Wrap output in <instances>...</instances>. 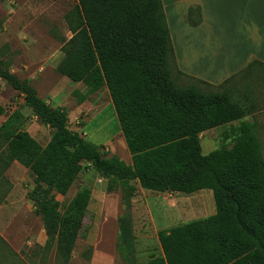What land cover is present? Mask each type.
I'll list each match as a JSON object with an SVG mask.
<instances>
[{"label":"trees","instance_id":"trees-1","mask_svg":"<svg viewBox=\"0 0 264 264\" xmlns=\"http://www.w3.org/2000/svg\"><path fill=\"white\" fill-rule=\"evenodd\" d=\"M64 19L71 35L56 72L82 83L87 93L106 88L131 163L71 130L67 111L40 98L29 79L10 71L0 51V78L52 129L42 146L24 130L27 117L20 111L0 124V184L14 162L28 170L33 187L26 198L41 219L44 248H54L61 264L70 260L91 189H79L65 206L57 195L66 196L80 172L90 167L106 180L108 192L121 194L115 250L122 264H138L131 214L134 183L182 195L208 189L215 206L212 215L159 230L162 255L142 264H264V157L256 124L244 121L254 114L256 100L250 85L242 91L231 85L264 65L253 61L219 85L192 78L208 91L197 84L179 85L178 76L191 77L175 63L162 0H77ZM201 20L200 7H189L184 21L195 27ZM72 95L78 105L86 100L78 90ZM218 127L228 128L223 137L230 143L203 154L201 134ZM90 252L89 247L86 259Z\"/></svg>","mask_w":264,"mask_h":264},{"label":"rangeland","instance_id":"rangeland-1","mask_svg":"<svg viewBox=\"0 0 264 264\" xmlns=\"http://www.w3.org/2000/svg\"><path fill=\"white\" fill-rule=\"evenodd\" d=\"M76 4L77 0H0V51L9 61L10 71L20 79H29L40 98L67 111V126L71 130L93 145L104 146L111 154L130 164L131 156L106 88L87 93L82 83L71 82L56 72L63 57V43L71 35L64 18ZM189 59L191 64L194 62L192 66L197 65L192 56ZM177 80L182 86L197 84L205 91L211 90L192 78L178 76ZM231 85L240 91L247 85L252 87L256 109L244 121L256 124L255 131L264 157V69L255 68L247 79L243 76L235 78ZM74 90L86 95L80 105L72 95ZM0 106L5 108L0 124L13 111H20L27 117L24 130L42 146L49 141L52 129L45 126L24 104L22 97L1 78ZM236 125L237 122L233 127ZM226 129L218 127L201 134L203 154L230 143V138L225 140L223 137ZM3 177L6 182L0 184V264H61L54 248H44L46 236L41 219L34 214L32 203L26 198V193L33 187L30 173L13 163ZM134 184L136 191L131 214L138 264L162 255L156 234L159 230L215 212L212 192L208 189L182 195L144 190ZM84 187L91 189V198L81 236L67 264H122L115 250L117 218L123 211L120 191L108 192L106 180L89 167L80 172L67 195H57V200L65 206L76 191ZM10 189V195L4 200L3 193ZM25 222L28 223L24 226ZM89 247L91 252L86 259Z\"/></svg>","mask_w":264,"mask_h":264},{"label":"crops","instance_id":"crops-1","mask_svg":"<svg viewBox=\"0 0 264 264\" xmlns=\"http://www.w3.org/2000/svg\"><path fill=\"white\" fill-rule=\"evenodd\" d=\"M162 4L175 63L183 74L219 85L253 61L264 65V0H162ZM191 6L201 10V23L195 27L184 21ZM10 193L6 190L3 199Z\"/></svg>","mask_w":264,"mask_h":264}]
</instances>
